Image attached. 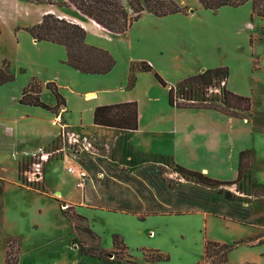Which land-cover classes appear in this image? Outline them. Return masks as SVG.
Listing matches in <instances>:
<instances>
[{"label":"crops","instance_id":"0c3cea01","mask_svg":"<svg viewBox=\"0 0 264 264\" xmlns=\"http://www.w3.org/2000/svg\"><path fill=\"white\" fill-rule=\"evenodd\" d=\"M41 1L0 0V36L4 25L7 27V40L0 47V68L8 65L15 76L14 81L0 86V239L6 242L5 259L7 242L14 239L20 244L18 264H80L84 259L95 264L165 263L148 260L145 251L169 255L167 262L187 260L181 256L183 248L195 234L203 233L212 213L226 220L239 216V204L217 191L240 178L241 163L252 166L253 128L251 118L174 106L170 87L203 71L227 68L226 89L252 99L255 42L250 35L255 30L248 29L255 21L252 1L215 12L198 0H172L186 7L187 13L160 17L145 11L121 35L108 33L74 11ZM49 14L79 24L87 33L88 45L108 51L115 59L112 71L82 73L67 64L64 45L36 40L28 29ZM142 63L152 71L139 69ZM131 67L133 86L129 85ZM243 71L249 75L242 77ZM35 79L42 102L57 107L58 101L47 87L53 83L64 105L54 112L21 103L24 90ZM121 105L131 106L124 108L128 113L125 120L117 108L107 120L112 126L95 123L98 108ZM131 124L136 129H124ZM70 136L76 141L70 142ZM61 141H67L75 151L64 152ZM102 142L113 144L115 150L101 152ZM60 161L88 174L80 193H75L77 178L73 173L70 185L74 188L62 186ZM169 162L202 179L175 172ZM247 172L248 180L250 167ZM12 186L53 199L62 215V204L72 207L101 240L112 233L119 235L128 249L143 251L144 256H129L130 263L83 256L75 245L78 234L74 226L68 235H43L29 242L18 229V205L7 208L1 202ZM56 194L61 198H55ZM34 228L37 226H30L28 232H35ZM113 249L114 245L104 250ZM177 250L180 256H173ZM200 262L196 259L193 264Z\"/></svg>","mask_w":264,"mask_h":264},{"label":"rangeland","instance_id":"374dc122","mask_svg":"<svg viewBox=\"0 0 264 264\" xmlns=\"http://www.w3.org/2000/svg\"><path fill=\"white\" fill-rule=\"evenodd\" d=\"M263 4L264 0L259 8H262ZM253 15H255V26L252 24L248 27L250 31L255 30L254 34L251 33L250 35L251 42L253 44L255 42L253 48L255 53L252 61L253 71L251 70V76L254 78V81L252 82L255 84V90L254 96L252 97V115L250 116L252 119L251 128H253V164L252 166H245L244 169H242L243 176L232 183V185L227 184L225 185L226 187H223V190L219 189V191H217L219 194L223 195L225 199L236 201V206L239 204L241 210L240 214L239 216H236L235 219L233 218L234 220H226L223 219V217H218L216 214L212 213L209 217L207 227L201 230L203 233L201 235L195 234L194 240H190L188 245H184L185 247L183 246L184 254L181 256H187L188 259L185 261L167 262L170 261V256L166 255L169 256V259L166 260L164 259L165 254H163V259L160 260L165 262L163 264H193L196 259L201 261L198 264L219 263L220 257L224 252L223 250H219L218 247H215V250L218 251L212 250L208 255L210 257H205L204 261H202L203 256H206L205 247L207 242H216L230 247V250L227 252L228 258L225 264H264V17L258 15L257 12H254ZM2 32L4 34L0 36V47L1 43L7 40L6 25L2 28ZM246 74L249 75V72L246 73L243 71L242 77ZM227 81L228 75L220 76L210 87H201L197 84L184 86L177 91L176 99L180 103H196L198 105L212 104L223 107V103L221 102L222 90L227 87ZM218 87H220L219 92L216 91V88ZM60 145L65 149L64 152L68 154L75 151L72 146L68 145L67 141H61ZM109 149L115 150L113 144L108 145L105 142L100 144L101 152L106 153ZM171 163L172 162H169V168L173 169L175 172L179 171L178 168ZM59 164L58 173L61 176V180L64 179L65 181L62 186H65V189L74 188L70 185V180L74 179V176L68 171V167L72 163L69 164L60 161ZM29 166L30 164L27 169H29ZM249 167L250 176H248L247 180V171ZM22 170H20V172H22ZM166 170L168 171V169ZM183 175L197 178V176ZM68 179L69 182L67 183ZM197 180L199 181L198 178ZM173 182L175 183L174 180ZM229 188H231L232 191H229ZM80 191V188H75V193L78 194ZM226 192H230V197H228ZM55 198L60 199L61 197L56 194ZM47 200L48 199L45 197L36 195L32 191H26L25 189H19L12 186L7 188V194L1 202L2 205H5V207L7 206V208L11 204L18 205L20 216L18 220L20 227L18 229H21L20 232H23L24 235H26L29 242H33L34 240L41 239L43 235L45 238H50L55 234L65 236L70 233L73 226L76 228L74 225L76 222L74 220H70L66 215L60 213L56 201L49 199V203H47ZM247 203L248 205H246ZM62 205H64V208H62L63 210L68 207L66 204ZM67 213L72 216L73 210L68 209ZM96 223L99 224L100 222L97 221ZM78 224L83 225L85 224V221L78 222ZM35 225L37 226V228H34L36 231L29 233V227ZM96 228L99 229V226L96 225ZM112 234L108 236V239L106 236H103V240L100 238V247L105 254L103 257L105 260L111 261L113 259L114 261H129V256H144L145 253L148 260L155 261L153 256H157V253L155 254L154 252L158 251H145L143 253V251L132 249H128V251L116 249L110 251L104 250L109 247L112 248ZM205 237L207 241L204 242ZM5 243L4 240L0 239V264H6L5 250L3 248ZM75 245L84 252L96 250L98 246L97 240L94 239L92 235L86 233L78 234L75 239ZM17 250V244L13 243L11 256L12 264L17 259ZM158 253L162 254L161 252ZM83 256L91 255L83 254ZM173 256H180L179 251L177 250L174 252ZM80 264L95 263L84 259Z\"/></svg>","mask_w":264,"mask_h":264},{"label":"trees","instance_id":"16d2710c","mask_svg":"<svg viewBox=\"0 0 264 264\" xmlns=\"http://www.w3.org/2000/svg\"><path fill=\"white\" fill-rule=\"evenodd\" d=\"M38 3H42L41 0H35ZM205 9H210L213 11H218L220 8L225 6L230 7H240L246 4L249 1L253 3L254 12H257L258 15L264 17V4L262 8H259L263 0H198ZM49 4H56L60 7L74 11L82 19L93 21L100 28L104 29L110 34L121 35L127 32L135 22H137L142 16L143 12L149 11L156 16H167L175 13H187V8L182 7L172 0H61L60 2H54L48 0ZM1 31V24H0ZM32 36L38 41H49L53 43L62 44L66 47L68 52L67 64L72 68L85 73V74H108L112 71L115 66V59L112 55L103 49L90 46L86 43V31L77 23L68 21L66 19H59L54 15H45L40 24L28 29ZM138 68L146 71H152L151 67L145 63L138 64ZM228 73L227 68L219 69H209L203 71L200 74H197L193 77L184 79L179 82L175 87H170V103L177 107L185 108H206V109H215L228 116L249 119L252 115V99L247 96L237 95L230 92L226 88L222 90L221 102L223 107L217 105H207L202 104L198 105L196 103H180L176 99L177 91L184 86L197 84L199 86L210 87L213 85L214 81L220 76H226ZM156 77L161 82L163 86H167V83L158 75ZM15 80V76L10 72L8 65H4L0 68V86L10 83ZM135 84L134 76V67H131V77L129 85L133 86ZM47 87L55 95L58 105L55 108H52L41 101L40 92L41 87L39 82L35 79L30 85L24 90L21 103H27L34 106H40L44 109L50 111H57L61 105H64V99L58 89V87L53 83H48ZM130 108V105H121L115 107H101L96 110L95 113V123L105 126H112L109 121V115L113 109H121V116L125 120L128 116V113L124 111V108ZM106 119V120H104ZM131 127H126L124 129H136L135 124H131ZM115 127V126H114ZM133 127V128H132ZM243 158V157H242ZM242 160V159H241ZM244 164H240L241 175L242 169H244ZM179 172L186 175L197 176V178L202 179L199 174L185 170L184 168L177 167ZM203 181V180H202ZM206 184L216 185L217 182L212 180H204ZM228 197H230V192H226ZM72 209V216L68 215L67 210ZM64 214L74 220L76 223V231L78 234H89L92 235L94 239L97 240V249L91 251H81L82 254L91 255L95 257H104L103 249L100 247V237L95 234L86 219L75 212V210L68 206L63 210ZM85 221V224L79 225L78 222ZM16 243L18 246L17 250V259L13 264H18L20 256V244L17 240L10 239L7 242L6 250V264L11 263L12 256V244ZM113 245L116 250H125L128 251V247L119 235L113 236ZM218 247L219 250H223V255L220 257L219 263L215 264H225L227 262V252L230 250L227 245H222L216 242H207L205 247L206 258H209V253L212 250H215ZM102 250V251H101ZM218 251V250H215ZM157 256H153L155 261L162 260L163 254L158 252ZM168 260L169 256L164 257ZM130 263V261H127ZM132 263V262H131ZM136 264V263H132Z\"/></svg>","mask_w":264,"mask_h":264},{"label":"built area","instance_id":"2783aa9c","mask_svg":"<svg viewBox=\"0 0 264 264\" xmlns=\"http://www.w3.org/2000/svg\"><path fill=\"white\" fill-rule=\"evenodd\" d=\"M69 141L70 142H74L76 140L73 137L70 136ZM43 157L48 159L49 156H46V157L43 156ZM68 171L70 173H73V174L76 175V178H77L76 186H77V188L83 189L85 187L86 181L88 180V177H89L88 174L85 171H83L82 169L77 170V169H74V168H68Z\"/></svg>","mask_w":264,"mask_h":264}]
</instances>
